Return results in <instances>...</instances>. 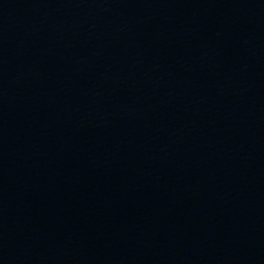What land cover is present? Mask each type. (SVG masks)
<instances>
[{
    "label": "water",
    "instance_id": "95a60500",
    "mask_svg": "<svg viewBox=\"0 0 264 264\" xmlns=\"http://www.w3.org/2000/svg\"><path fill=\"white\" fill-rule=\"evenodd\" d=\"M0 264H264V0H0Z\"/></svg>",
    "mask_w": 264,
    "mask_h": 264
}]
</instances>
